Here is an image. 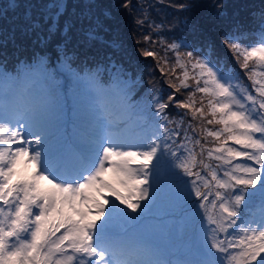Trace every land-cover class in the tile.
<instances>
[{
    "label": "snow or ice",
    "instance_id": "6c2138e0",
    "mask_svg": "<svg viewBox=\"0 0 264 264\" xmlns=\"http://www.w3.org/2000/svg\"><path fill=\"white\" fill-rule=\"evenodd\" d=\"M171 6L186 14L193 43L154 39L163 23L143 0H14L0 11V47L54 44L66 69L73 41L108 50L78 65L92 119L71 154L53 143L58 99L46 58L11 71L0 61V264H264V2L245 22L248 5L229 18L225 0H213L228 26L219 44L199 45L196 0ZM133 15L138 54L155 62L166 98L155 89L136 99L141 80L121 39V19ZM40 81L48 87L37 90ZM177 183L176 211L193 224L178 255L132 224Z\"/></svg>",
    "mask_w": 264,
    "mask_h": 264
},
{
    "label": "rangeland",
    "instance_id": "374dc122",
    "mask_svg": "<svg viewBox=\"0 0 264 264\" xmlns=\"http://www.w3.org/2000/svg\"><path fill=\"white\" fill-rule=\"evenodd\" d=\"M21 2H24V0H21ZM71 2H74V0H71ZM106 4L114 3V0H104ZM137 0H133V3L135 4ZM143 2L146 5H151L152 7L147 11V15L149 16L150 20L156 22V23H163V28L158 36L154 35V39H164L168 41H176V42H187L189 44L193 43V38L191 34L187 31H185L182 19L183 16L186 15L185 13H180L175 7L171 5H175L179 2V0H143ZM198 7L194 9L193 14L200 17L202 19V22L204 24V31L200 37L196 39L197 45L203 43L204 41H215L217 44H219V33L221 29L228 26L227 20H217L215 18V9L211 7V4L213 3V0H196ZM225 2L229 5L228 8L225 9L226 16L229 18L237 11L236 5H248V8H240V18L242 20L247 19V13L249 11V8L251 9H257L260 8L262 5V2L264 0H225ZM14 3V0H0V11L7 10L9 13H11V4ZM142 29H138L135 24V16H123L121 19V39L124 41V46L126 49V56L125 60L127 63L130 64L131 69L140 77V84L138 86V92L139 94L136 96V99L138 101H142L145 97H150L152 92L155 89H161L165 98L168 93H170L172 90L167 87V85L164 83V78L161 76L160 72L155 68L154 64L155 62L152 60L151 57L144 58L142 56H139L138 54V46L136 45V41L140 39V33L142 32ZM70 50L68 55L73 58L74 62L82 61L83 57L87 55L89 57V60H102L107 49L101 48L99 46H94L91 49H85L84 46H76L75 41H73V44L69 46ZM15 51V52H14ZM17 51L19 53H24L26 55L30 53L37 54L38 56H42L45 58H49L51 60V64L54 65L56 74L59 72L60 74H64L67 78H61L58 81L54 82L56 93H57V99L61 101V103L58 101V116L53 122L52 127V139L53 143H55L57 146L63 148L66 152L71 154L72 150H69L67 148V145L64 144L62 146V141L57 136L58 133H60L62 130H67V123L64 122L67 118V115L65 110H67L70 106L69 102L66 100L68 90H71L73 88L72 82L76 81L77 78L72 75V72H68L67 69H65L62 65H58V61L55 59L54 51L55 46L49 45L48 47H42L40 45H35L31 43L30 41H24L21 39H17L15 43L12 41H9L7 44V47H0V61L9 60L10 54L17 55ZM73 53L76 54L80 59H76V57L73 55ZM223 55L228 57V63L231 64L234 68L238 65L235 64V62L231 59V56L227 53V50H223ZM36 55V56H37ZM48 62V60L46 59ZM72 65L76 68L77 66L72 63ZM62 66V67H61ZM78 71V67H77ZM53 75V73H51ZM71 75V76H70ZM241 78L247 83L246 77H244L243 72H240ZM59 81H62V90L64 92L65 97L61 99L60 95H62V92L60 90ZM82 87L77 86V88L74 91L73 96H69V101L71 103H74L76 105V100L78 97V93L82 89V96L84 99L85 105L88 107L86 112L87 116L91 120V112L89 109V98H88V91H87V85L83 82ZM48 87V84L44 81H40L37 83L36 88L37 90H42L43 88ZM181 98V97H177ZM174 111V110H173ZM57 136V137H56ZM71 136L72 142L70 143L73 146L74 152L77 151L82 146V139L78 135L77 132H74L72 127H69L65 135L63 136V139H66V137ZM56 137V139H54ZM67 149V150H66ZM187 178H184L186 180ZM158 197H162V193H154V202ZM193 199H195L193 197ZM153 202H150L152 204ZM149 204V205H150ZM152 210L154 213L158 210V207L155 205L152 207ZM172 212H175L174 210ZM170 212V213H172ZM150 214L146 212H139V214H132L136 216V220L140 217H147L149 219H152V222H157L159 218L162 216H159V218L150 217L148 216ZM173 219H178L179 222H181L186 217L183 216V214L180 215V218L178 217H171ZM187 228L183 227L182 225H178L176 229L169 232V229L173 226L171 224H164L163 230H160V232H150V229L148 227H142L140 228L139 232L145 234V233H151L148 235H145L147 238H151V240L158 243L162 249L170 250L179 253V250L183 248V246L188 242L192 229L193 224L190 219H187ZM159 230V229H158ZM153 234V235H152ZM177 255L169 256V259H176Z\"/></svg>",
    "mask_w": 264,
    "mask_h": 264
},
{
    "label": "trees",
    "instance_id": "16d2710c",
    "mask_svg": "<svg viewBox=\"0 0 264 264\" xmlns=\"http://www.w3.org/2000/svg\"><path fill=\"white\" fill-rule=\"evenodd\" d=\"M258 9L259 8H257L256 10H258ZM247 19H248V17H247ZM247 19L244 21L246 22ZM36 55L37 54H34V53H30V54L26 55L24 53H19L17 51V55L10 54L9 60H4L3 62L5 64H7V66H8L7 70L11 71L14 67H18V63H17L18 61L31 62L33 57H42V56H38V55L36 56ZM54 55H55V57H57L56 51H54ZM46 59L48 60V62L47 61L46 62L50 64L51 60H49V58H46ZM55 59L57 60V58H55ZM80 63H81V60L77 61V62H73V64H75L77 67ZM58 64H59V62H58ZM77 67L75 68L73 65H71V69H67V70H68V72H72V74H74L77 72ZM184 195H185L184 186L177 183L173 186V188L170 191L163 192L162 197H158L159 200L150 204L151 207L156 205L158 207V211L161 212V216H162L161 218L158 219V221L155 224L156 232H160V230H163V225L166 223L168 216L169 217H179L181 215V213L176 211V205H177V203L182 202V198L184 197ZM173 210L175 212H172ZM170 212H172V213H170Z\"/></svg>",
    "mask_w": 264,
    "mask_h": 264
}]
</instances>
